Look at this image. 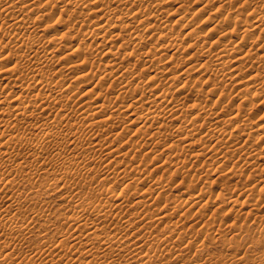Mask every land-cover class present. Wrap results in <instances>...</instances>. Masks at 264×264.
Returning a JSON list of instances; mask_svg holds the SVG:
<instances>
[{"label": "bare ground", "instance_id": "1", "mask_svg": "<svg viewBox=\"0 0 264 264\" xmlns=\"http://www.w3.org/2000/svg\"><path fill=\"white\" fill-rule=\"evenodd\" d=\"M51 1L54 2L56 0H48L47 2L45 1L43 5L45 6V3H47L46 7L47 6L50 7L47 8L45 7L44 9L38 8V7H42L43 5L41 4V6H38L40 4L36 2L38 3V5L36 4L37 6L35 7L36 8L35 9L32 8L31 6H28L31 5L33 0L32 1L31 0H0V79H1L0 80V202L5 199L4 200L5 203H3L4 205L2 206L1 205L2 203L0 204L1 207L0 208V264H23V263L24 264H155L154 262L156 261L158 254H156L155 257L153 258L151 251L152 249H154L153 246H151L152 242L155 239V237H153L154 232L150 230V232L148 231L149 233L146 232L148 233V235L146 233L142 235L141 233L142 231H140V233L136 235L135 229L138 228L140 230L141 228L144 229L145 227L148 228L147 225L151 224L153 221L155 223L160 222L161 224L162 220L165 219L166 217L165 213L167 212L164 213L162 212L163 210L161 209L162 211L156 213L157 215L155 217L152 216V218L154 217V220H150L152 219L150 218L151 216L149 215L146 216L147 214L145 215V213L148 212L150 208L153 210L154 206L156 205L153 206L152 205L153 203L151 204L145 201L144 200L145 198L140 199L141 198L140 196V198L138 199L135 198L136 200H134L133 203H130V205L141 204V207L140 205L139 206L137 205L138 207L141 208L140 209L141 211L139 213L132 214V211L128 212L127 210L126 211L124 210L126 209L125 208L126 201L127 202L129 201L127 200V197L132 195L130 194V192L128 193L130 195L124 192L127 185L125 186L124 190L121 188L123 190L122 191L120 188L118 189L115 188L114 186L111 187V185L110 187H107L105 185L107 181L104 182L105 184L103 183L105 186H103V184L102 185L99 184L100 182L96 183L99 184V186H93L92 184L94 182L92 183L91 181H89L92 183L90 184L88 183V181H86V179L88 177H91L93 178V179L90 178L91 180H95L101 177L102 179L108 180L111 176L120 179L121 182L127 180L129 181L130 179L133 180V182L134 180L135 181L138 180L136 184L139 183L140 180L141 182L143 181V183L144 182L146 183V181H144L147 180L145 176L142 177V175H138L137 177L136 175V177H134L135 174L134 176H130V173L132 171L134 172L137 169L136 165L134 166L133 165L134 163H132V161H129L131 163L129 164L126 163L127 164L126 165L122 161L124 159H120V158H125L124 156L127 157V155L132 151L138 150L137 148H134L136 144L137 145L142 144L141 142H138L132 145L131 141L135 142V140L130 139L129 137L130 135L129 136L125 135L124 132L128 131L130 125H136L135 128L133 127L134 129H132V131L134 130V133L131 134V138L132 135L133 137L134 136L136 137V135L137 136L140 135L141 138H143L142 136L146 137L149 135L148 137L154 140L153 144L151 143L152 146L149 144L150 145L149 154L152 153L153 151L154 152L158 151V149H156L158 145L162 147V143L163 142L165 143L169 135L173 137L176 136L177 138L180 137L178 139L183 144H185V146L188 147L189 150L193 146L197 145L194 143V141L195 142L197 141L199 144L200 143L206 144L207 141L214 142V144L207 145L211 151L213 150L212 152L217 151V147L219 145L223 146V143L225 144L226 141L228 140L230 141L231 139H235L237 137L238 138L242 137L243 135L245 136L247 133L250 134L251 132H253V134L255 133V137L254 136L253 137L256 140L258 139V141L261 140L263 142L262 138L264 137V115L263 117L261 116L259 123L256 125V129H254L253 128L254 124L252 125L251 124L252 122L249 123L250 118L241 119L240 118L241 114L238 112V111L241 112V108H243V105L246 104L247 101H249L247 100L249 97L241 99L242 101L239 102L236 106L238 108H235L237 109V113L232 112L230 116L226 118V120L223 119L226 123V126L223 125L220 126L222 124L221 117L219 116L220 113L224 110V108L229 109L231 107L232 108L235 107L236 102L234 101L235 99L234 100L228 99L230 97L229 95V93L231 92L230 89L228 95L226 93V95L229 97L224 95V93L227 91V90L225 91V88L228 87L230 84L228 85L225 84V80L223 79L224 83L218 86L219 84L217 83V79L219 80L220 76L216 79V81H215V77L224 73L226 68L228 70L227 65L229 64V60H232L233 63H235L234 61H238L236 64L249 62L246 65L247 69H252V70L255 69V70H253V72H251L244 78L240 77L239 80L237 79V81L235 78H233V81H235V83L234 82H233L234 84L232 83L233 87L232 86L229 87L234 88V86H237L235 87V89L237 88L236 90L242 91L243 93L244 92L251 93L252 96L254 95L256 96V98L260 97L261 100L263 99L261 103L264 102V43H263L264 41L262 38V35L264 34V0H237L236 1L237 3L233 2L235 0H231V2L229 1L230 4L232 2L234 4H240L239 9H241V11L242 9H245V13H242V17H239L240 15H238V12L240 10L237 8L238 7L237 6L235 8L238 9L239 11L236 10L237 12H235V14L237 13L238 16L233 14L232 12H229L231 11L229 9L226 15L221 16L220 14L223 11L222 10L219 14L220 16L218 15L219 17H217L218 19L217 20L215 19L216 22L213 21L214 18L212 20V17L209 16L210 18L208 17L209 18L208 20H210V22L212 20L213 22L211 23L214 22L215 23L212 25L213 26L212 28L210 27L208 29V32L216 33V31L219 30L218 35L213 36V34H211L213 37L210 40L205 39L206 34L205 35L201 34L207 32L206 29H205L206 31L204 30V32L200 31L201 33L199 31H196L195 29H190V30L188 29L189 30L188 33L185 31L186 34L182 36L183 39L185 37L187 39L189 37L190 39V41L187 42L188 45L187 50L196 49L195 52H191V50H190L191 53L189 51L188 53L186 52L187 56L184 55L186 59H183L184 58L183 56H182L183 58L181 59L179 53L178 55L180 56V58H178L179 56L177 57V55L175 56V53L177 51L181 50L182 48L186 49L187 47L185 46L186 47L185 48L184 45H182L181 42L183 40L179 41L178 37H177L178 39H176V36L174 37L175 34L172 27L173 25L171 26L172 27L171 29L170 27L167 26L168 23H166V25L163 24L161 25V22L160 24L155 23L160 21V19L158 21L154 19H158L160 18L161 15L164 14L161 11L162 10L165 11V9H163L162 7L161 9L159 7L161 6V2L163 0H58V2L59 1L64 2L65 6L61 5L57 9L56 6L58 5H56L55 3L56 6H53L54 3L52 2L53 3L52 5ZM169 1L172 2L171 0ZM180 1L179 3L177 1L178 10L176 11V9H174L175 12H177L176 14L177 19L175 20L173 18L174 20H172L171 23L173 24L176 23L175 25H177L178 23L182 22L184 24L186 23L185 25L189 26V23L193 21V19L190 20L186 18L187 15L190 13L189 12L188 14L185 13L186 6L185 3H183L185 0L182 1L181 3ZM207 1L208 2H205L203 7L200 6L201 7L200 9L196 10L197 8H195L194 10L200 11V13L198 12V14H201L202 11L206 9L204 7L208 6L207 3L209 4L212 0H207ZM219 1L221 2L222 0ZM227 1L228 0H225V2H223L224 5L221 2L222 5H220V7L217 6L218 9L216 8V11H218L220 8H223L228 3ZM233 3L231 5H234ZM159 8L161 9V11ZM224 8H228V6ZM230 8L232 9V6ZM214 13L216 14V12ZM56 14L60 15L61 19L64 16H67V18H69L70 21L71 19H73L74 21H72V24L73 23L74 24L73 27H71L72 25H70V28L73 29L74 27L77 26L76 29L78 31V27H79V31H78L79 33L82 30L80 26L84 25L85 27H87L85 24H87L88 22L95 23L97 26V28L95 27V29L98 31L92 29V31L91 32L89 31L88 33H90V39H91V34H93V39L91 41L96 40V42L98 43V44L96 43L97 47L93 48L95 42L94 43L90 42V44L86 43L85 38H84L85 40L83 41L85 43H83L82 42L83 38L78 33L80 38H82V40L79 39L81 42H78L75 46L73 45L71 48L70 46H68L69 48H67L66 43H68L69 45L72 44V41L75 42V40H78L74 38L76 37L75 34H73L74 32L71 33V31L70 30L68 31L67 28H66L67 32L65 31L66 34L64 33L63 35L62 33L61 37L54 38L53 36L51 37L52 39L50 38L48 40H45V38L43 39V36L40 33L38 34L40 30L38 31L37 29H39L38 27H41L40 25H38V21L39 22L43 21L42 19L46 21V18L48 19V16L52 17ZM171 14L173 15L175 13H171ZM211 14L213 15V13ZM244 14L246 15L244 16ZM60 16H58V18H60ZM67 18H63L64 19L63 22L64 21L66 22V20L69 21V19ZM250 18H252L251 24L249 23ZM150 19L154 20L155 22H149ZM252 30H255L257 33H255V35H252L251 34ZM124 35L125 36L127 35V37L124 38L123 37ZM180 36L181 34H179V37ZM222 38L224 40H222ZM261 38L263 42H261L260 40ZM71 39H75V40H71ZM164 39L166 40L164 41ZM47 41H52L55 45H53L52 48L48 49L46 46H48L50 42ZM147 41L148 42L151 41V43L149 42L148 45H146ZM46 43L48 44L46 45ZM65 46L66 49L69 50L68 51L65 50L64 52L62 51L61 48ZM57 50L59 51L61 50L63 52L61 54L58 51V53L62 55L61 59H65V62L61 63L60 65L58 64L59 65L58 67H54L56 60H58L57 57H60V56H56L58 55V53L55 54ZM168 50L169 52L174 51L172 52L173 54L171 53L167 57H163L162 59L161 56L164 54L163 51H168ZM181 51L183 53L185 50H181ZM234 52L236 53V55L233 54ZM231 54L233 55L232 56L233 58L230 57L231 58L230 59L229 56ZM97 57L98 58L105 57L104 59L106 60L102 62L104 60L103 59L101 62H98L99 61L98 59H97L98 61H96ZM128 59H132L134 61L128 62L126 64ZM175 59L176 60L179 59L178 60L179 62L180 60H184V61L187 60L186 63L188 61H190V63H193L194 59L196 61L194 65L192 64V66H189L186 69L182 68V70L176 72V70L178 69L177 68L173 72V68H176V66L178 65H180L179 67L183 65L181 64L183 61H181L180 64L178 61H175V63L173 64V61ZM157 60L160 61L157 62L158 64L156 63ZM161 61L163 63H161ZM140 62L143 64L136 71L135 69H137L138 63L140 64ZM255 64H258L257 67H255L256 66ZM238 66L236 67V69L238 68ZM238 69L241 70L242 68H238ZM77 70L80 71L78 74L76 72L77 74L76 76L75 75L70 76V74L74 73ZM144 70L148 72L150 71L151 73V75H148L146 78L148 79L147 82L144 81L140 76V72ZM192 70L194 71L192 72ZM97 71H101L102 73L99 74L98 76ZM195 72H198V74L202 73L203 75H205V78H207V79L203 78L205 83L206 82L211 83L209 89L206 90L204 88L206 91L204 90L202 91L201 87H200L201 90L200 89L197 90L202 93H206V96L208 95L210 97L218 95L217 96L218 98L216 97V100H214L215 99L214 98L210 106L200 105L199 103L200 100L197 101L199 104L193 101L192 104L190 103L191 107L188 109V111H190V109H193L192 111L195 110V112H193V114L188 116L187 118H183L182 115L183 112H185V110H183L182 113L181 110L183 109V106L188 107L190 104L186 106L184 103L185 101L182 102L183 99L180 100L179 98L180 96H182L181 95L182 93H186L185 92L186 89H188V91L183 96L188 95V93L190 94V89H192L191 87L192 84H190V82L195 81L196 79L198 80L200 78L199 77L195 79L194 77ZM168 74H172V76ZM95 76L96 78L94 81L93 79ZM179 77L182 78L181 83L179 82L181 86L179 85V83L177 86H174V81L179 79ZM202 77L200 79H202ZM236 77L238 78V76ZM91 79L93 80V83L91 84L92 86L90 85V83L92 82ZM164 80H167V83L163 84L162 81ZM74 81L75 84L73 83ZM195 82L197 83V81ZM220 82H222V80H220ZM147 83L148 84L152 83V84L149 85L148 87H145L147 86ZM80 87H84L85 92L81 90L83 94L79 98H76L77 97L76 93L80 89ZM172 87H175L174 91L172 90ZM111 89L114 90L116 89L117 94L114 93V95H112V97L107 98V100L98 102L100 99L99 97L101 95H104L105 92H110ZM114 90L113 92H115ZM217 91L220 92L218 93ZM177 93H180L179 97H177ZM89 95L91 96L88 97ZM86 96L88 97L89 100L91 99L92 96H95V98H99V99L97 102H94L95 99H93L92 97L93 99L92 102H91L92 99L90 101H87L88 99L85 101L84 98H86ZM183 96L181 98H184ZM242 96H240V98H242ZM192 99L190 100V102L192 101ZM251 99L252 98H250V100ZM194 100L196 101V98H194ZM93 102L94 104L92 106ZM124 102L126 103L123 104ZM144 105H148V106L145 108ZM251 105H254V103H252ZM143 107L144 110L141 111ZM216 107L218 108L216 109ZM138 108L141 109L138 111L137 110ZM185 109L187 110V108ZM218 109L219 110L221 109L222 111H219ZM125 111L128 112L130 111V114L129 113L128 114L132 116L129 120V124L128 122H126L127 126H123L125 123L124 121H127L126 119L123 120V116L126 115L124 114ZM137 111L141 113L138 114ZM253 113L254 112H252V114ZM246 114L248 113L246 112ZM120 123L121 124L123 123L122 125L123 127L121 128L122 130H120V132H118L117 134L115 133L116 135H114L113 130L115 129L116 126L117 127L118 125L121 126ZM208 123H210L209 126H206ZM130 128L132 127L130 126ZM162 129H164V131ZM116 130L117 129H115V131ZM148 130L151 131L148 132ZM103 131H105L106 133L113 132L112 134L116 137L115 138L116 141L121 140L122 147L126 146L125 144H127L128 146V143L131 142L132 148L129 146V148H131L130 150L129 149L127 150L126 147L124 148L126 150L124 149L121 150L120 146L116 144V146L118 145V147L113 149L111 145L115 143V142L113 143V141H115V139L113 140L114 136L111 134L113 137L112 141L109 142L104 141L105 138L104 140L101 139V137L104 135ZM100 133H102L103 135H100ZM129 134H130V130H129ZM99 135L101 136L100 138ZM122 136H124L125 139L122 138ZM108 139L111 138L108 137ZM179 140L176 141L178 142ZM61 142H63V144ZM174 142L175 140L173 141V143ZM238 142L236 141L235 143ZM173 143H171L172 147H174ZM246 143H244L245 146ZM177 144L179 145L180 143ZM207 146L205 149L203 148L204 151L208 149ZM228 146L230 145H226V148H228ZM231 146L229 148H231ZM234 146H235L234 149H237L236 145ZM204 151L199 152V154L197 152L196 153L197 156H194L195 159L193 161L207 162V160L204 159L201 160L199 157V155L200 156L204 155L201 154L204 153ZM115 152H117V154L114 155ZM246 152H247L246 154L248 155L250 153L249 156H251V151L248 153L247 150ZM134 153H135V157L132 156V158H134L135 160L139 159L136 158V151H134ZM254 153H256V151ZM69 154H71V156H69ZM238 156L239 155H237V157ZM156 157L155 159L159 160V158ZM223 157L221 156L220 159L222 160ZM184 158L187 159V157ZM205 158L207 159V157ZM211 158L212 157H209L208 159ZM251 158L253 159L252 156ZM186 159L183 160L185 161ZM243 159L245 158H240V160ZM96 160H98L99 162H103L101 163L103 166H101V164H98V166L94 165V162H96ZM162 160H165V158H163ZM184 161H182L183 164ZM186 161L188 163V159ZM190 162H192V160H190ZM246 162L247 163L243 161L244 164H249L248 161ZM163 163L166 164L167 159L166 161H163ZM163 163L160 164L162 165ZM201 163H202L201 166H203V162ZM193 164L194 163L188 165H192L193 167L194 166ZM161 165L160 166L157 165L156 168L159 167V169H161L160 168ZM182 165L181 167L183 168L185 165L184 166ZM140 168L137 169V171H139ZM191 168L190 170H193ZM52 170H54V172ZM51 171L54 173V175L53 177L51 176L52 178L50 179ZM154 171H156V169H154ZM207 171L208 170H206V172ZM140 172L141 171H139V173L137 172L136 174H140ZM173 173L175 172H172V174ZM175 175L177 174H174V176ZM188 176H190V174H188ZM192 176L195 177V174H192ZM196 177L198 178L199 176L197 175ZM115 178L114 181L116 180ZM197 178H195L196 181ZM160 179L161 180L158 179V182H156L157 180L155 178L154 182L156 183L154 184L151 183L150 185H148L149 189H147L148 187L145 188L148 197H149V193L152 192H157L158 195H163L162 193L166 189H169L166 188V186L163 184L162 178ZM171 179L173 178L171 177ZM168 180L169 179H167L166 181ZM192 180L193 179H191L190 181ZM42 181H45V183L49 182L51 184V187L54 189V190L52 189L53 191H55L56 189H57L56 191L59 192L62 191V193H60V196L64 200L62 204L63 203L66 204V208L68 209L67 212L63 213L62 210L61 213L63 214H60L58 212L59 215L57 213L56 216L54 215L52 216L51 212L48 211L46 212L45 209V207L49 205L50 202H47L45 200L46 201L45 203V201L43 200L42 202L35 201L34 203L36 197L38 198V196H41L43 194L41 193L42 191H40ZM159 181L160 182L162 181L163 185L159 183ZM113 183L108 182L107 185L108 184L113 185ZM117 183L120 185L119 182ZM184 183L186 184V182L183 181L182 185ZM166 184H168V182ZM22 185H26L27 188L24 197H21L22 194H20L21 190L19 189L20 186ZM69 185L71 186L70 189L71 191L67 190ZM48 186L47 188L49 189L50 187ZM120 186H122V184ZM187 187L188 186H185V188ZM195 187L196 186H193L192 188L188 187L189 192L187 193H185L186 189L183 188V190L185 191L184 196L187 195L186 199L188 200V203H191L196 207L199 206L200 209V205L201 206L203 204L208 205L209 200L206 198L208 201L204 202V196L207 193L204 194L203 192H200L199 189H197L199 191L197 193L199 194H196L197 190ZM198 187L199 186H197V188ZM130 188H134L131 186V182H130ZM202 188L203 186L201 187V189ZM10 190L11 192L10 194H8V191ZM73 190L76 192L74 193ZM140 190H138V192ZM46 191H44V193H48V195H50L53 192V191H48V192ZM49 192L51 193L49 194ZM140 192L142 193V191ZM194 193L196 195H194ZM166 194L168 195L167 192ZM48 195L47 197H49ZM173 195L175 194L173 193ZM169 196L171 197L172 194H170ZM151 197L150 199H152ZM163 197L160 196L161 198V201L159 200L160 202L165 200L162 199ZM174 197L175 196H173L171 200L175 201L176 200L175 198L177 197L175 198ZM180 199H182L181 195H180ZM180 199L179 201L183 203L186 202V199L184 201V197L182 200ZM209 199H211V196ZM111 200H115V201L111 202ZM25 203H30V205L31 203H33V205L34 204L35 205L32 207V209H30L28 214L26 213L27 215L25 216L24 221L20 222L18 216L20 211L22 210L21 208L24 205H27ZM165 203L168 204L169 202H167L166 200ZM179 207H182V204ZM202 207H201V211H202ZM167 208L168 207H166V209ZM171 209L173 208L171 207ZM201 211L199 212V214L201 213ZM133 215L135 219H138L137 222H140L139 224L141 225L135 226L136 221L134 223L135 219ZM167 215H169V213H167ZM182 215H186V214H182ZM131 217H133L132 219L134 220L131 221ZM236 218L238 217L236 216ZM58 224H61V228H58ZM173 226H175V224H173ZM174 228L176 229V227ZM37 229L38 231L42 230L45 233L48 231H52L54 234L55 232L58 235V237L54 238L53 235V239L48 238L47 240V237L45 239L44 234L42 235L40 234L41 236H39L40 237L39 242H32V240L29 239L28 235L36 231ZM165 230L167 231V229ZM245 230L248 231L250 229L246 228ZM163 233L166 234V232ZM174 233L176 232L174 231ZM237 234H239V232ZM157 235H159V233H157ZM133 236L134 237L136 236V238H134ZM164 237L165 236L163 235V238ZM183 238L184 237L180 238L182 239L180 241H183ZM258 238L260 239V237ZM167 239L161 242L159 245L157 244L155 245L157 246L164 245L165 247L166 243H168ZM236 239H235L236 242H234L235 244L237 243ZM259 239L257 240L259 241ZM156 241L158 242L159 238ZM169 243L171 244L170 240ZM255 243L257 242L255 241ZM262 243L260 244L262 247H264ZM157 246L155 248H157ZM160 248L162 249V247ZM159 249H157V252ZM18 250L22 252L21 257H23V262L20 261L21 257H19L18 259V256L16 255ZM175 250L176 248L174 249V251ZM171 253L173 252L171 251ZM258 254H255L257 256H254L256 257L254 258L255 262H251V263L264 264V257L258 256ZM83 255H85V257H83ZM161 256L163 255L162 254L159 255V259ZM180 257L182 256L180 255ZM232 257L234 258L236 256H232ZM14 258L18 259V261H15V263H14ZM162 258H166V257H162ZM233 258H231L232 261H234ZM242 259H244V257ZM249 259L251 258L249 257ZM249 261L248 263L246 261L245 262L249 264L250 263ZM233 263L240 264L241 261H236V263L235 262Z\"/></svg>", "mask_w": 264, "mask_h": 264}, {"label": "rangeland", "instance_id": "2", "mask_svg": "<svg viewBox=\"0 0 264 264\" xmlns=\"http://www.w3.org/2000/svg\"><path fill=\"white\" fill-rule=\"evenodd\" d=\"M32 1V0H31ZM43 1V2H42ZM47 2L48 0H33V2L32 3H34V4H32L31 3V5H28V6H31L32 8H35L37 5H38V3L40 4V5H38V6H41V4L43 5V3L44 2ZM57 2H58V0H56ZM56 1H51V3L53 2L54 3V5H53V3H52V5L53 6H56V5H58V6H56V9L58 8V7H60L61 5L63 6L65 3L64 2H56ZM164 1V2H163ZM162 2H161V6H159L160 8L162 7L163 9H165V11L164 10H162L161 11V9H160V11L162 12V13H164L163 15H161L160 16V18H158V19H154V18H152V19H154V20H159L160 19V21H158V22H155L154 20H151L150 19V21L149 22H155V23H159L160 24V22H161V25L163 24V25H166V23H168L167 24V26L168 27H170L171 29H172V27H173V31H174V37L176 36V39H178L179 41H182L181 43H182V45H184V47L186 46H188L187 45V42H189L190 41V39H189V37H188V39L185 37L184 39H183V37L182 36H184V34H186V32L188 33V31L190 30V29H195L196 31H201V32H204V30L206 29L207 30V32H208V29L211 27H213L212 25L216 22L215 21V19L217 20L218 18L217 17H219L220 15L222 16V15H226V13H228V9L229 10H231V11H229V12H232L233 14H235V12H237L236 10H238L239 9V5L240 4H234V3H237L236 1L237 0H235V1H233L232 3L234 4V5H231L230 4V2H231V0H228L227 2L230 4H226L224 7H227L228 6V8H220L218 11H216V8H217V6L218 7H220V5H222L223 4V2H225V0L222 2V4H221V2L219 1V0H212L209 4L207 3V5L208 6H206V7H204V8H206V9H204L203 11H202V13L201 14H198V12L200 13V11H196V10H198V9H200L201 7H203L204 6V4H205V2H208L207 0H205V1H203V0H196V2H195V0H177L178 1V3H179V1H180V3L182 2V1H184L183 3H185V6H186V11H185V13L186 14H188V12L190 13V14H188L187 15V17L186 18H188V19H193V21H191L190 23H189V26H187V25H185L184 23H182V22H180V23H178L177 25H175V24H173V23H171L172 22V20H176L177 19V12H175V10L174 9H176V11L178 10L177 9V7H178V3H177V1L175 0V1H173V0H171L172 2H170L169 0H163ZM214 1H215V3H214ZM230 1V2H229ZM36 2H38V3H36ZM91 2V1H90ZM55 3H56V5H55ZM176 3V4H175ZM37 4V5H36ZM46 4L47 3H45V6L43 5L42 7H38V8H45L46 7ZM224 5V4H223ZM65 6V5H64ZM201 6V7H200ZM232 6V9L230 8V7ZM238 6V7H237ZM47 7H50V6H47ZM46 7V8H47ZM235 7H237L238 9H236ZM242 7V6H241ZM240 7V8H241ZM195 8H197L196 10H194ZM36 9V8H35ZM55 9V10H56ZM158 9V8H157ZM218 9V8H217ZM152 10V9H151ZM154 10V9H153ZM223 10V11H222ZM226 10V11H225ZM240 10V11H239ZM238 11L239 12H241V13H239L238 12V15H240L239 17H242V13H245V9H242V11H241V9H239ZM193 11H194V13H193ZM222 11V12H221ZM170 12V13H169ZM195 12H197V13H195ZM214 12H216V14L214 13ZM218 12V13H217ZM220 12H221V14H220ZM225 14H224V13ZM169 13V14H168ZM171 13H175V14H171ZM211 13H213V15L211 14ZM159 14H160V12H159ZM193 14H194V16H193ZM209 14H211V15H209ZM220 14V15H219ZM176 15V16H175ZM190 15V16H189ZM219 15V16H218ZM235 15H237V13L235 14ZM237 15V16H238ZM246 14H244V16H245ZM32 16H34V15H32ZM58 16H60V15H54V16H48V19L46 18V21L44 20V19H42L43 21H38V25H40L41 27H38L39 29H37L38 31V34L40 33L42 36H43V39L45 38V40H48L49 38L50 39H52L51 37H53L54 36V38L56 37H61L62 35V33H63V35H64V33L66 34V32H67V30L69 31H71V33H73V34H75V36L76 37H74L75 39H78V40H75V39H71V40H75V42L74 41H72V44H69L68 45V43H66L67 45V48H69L68 46H70V48L74 45H76L78 42H81L79 39H81L82 40V38H83V40H82V42L85 40L86 41V43H89L90 44V42H95L94 43V46H93V44H92V46H93V48H95V47H97V45H96V40L95 41H91L92 39H93V34H91V39H90V33H88L89 31L91 32L92 31V29L93 30H96L95 29V27L97 28V26H96V24L95 23H87V24H85L87 27H85L84 25L83 26H80L81 27V32L79 33L78 31H79V27H78V31H77V26L76 27H74L73 29H71L70 28V25H72L71 27H73V24H72V21H74L73 19H71V21H70V19L69 18H67V16H64L63 18H67V19H69V21L68 20H66V22L64 21L63 22V18L61 19V16H60V18H58ZM212 17V20H213V18H214V20L213 21H215L214 23H211V22H213L212 20H211V22H210V20H208L210 17ZM162 17V18H161ZM209 17V18H208ZM174 18V19H173ZM252 18H250V24H251V22H252V20H251ZM62 20V21H61ZM204 20H205V22H204ZM162 21H164V22H162ZM184 22H186V21H184ZM92 24V25H91ZM169 24H170V26H169ZM184 26H183V25ZM173 25V26H172ZM174 25H175V27H174ZM68 26V27H67ZM172 26V27H171ZM183 26V27H182ZM41 28V29H40ZM66 28H67V30H66ZM68 28H70V29H68ZM189 29V30H188ZM218 29H219V27H218ZM88 30V31H87ZM205 30V31H206ZM221 30V29H220ZM250 30V29H249ZM44 31V32H43ZM66 31V32H65ZM96 31H98V30H96ZM186 31V32H185ZM253 31V32H252ZM251 31V34L252 35H255V33H257L255 30H252ZM87 33V34H84V33ZM200 32V33H201ZM205 32V33H201V34H203V35H205L206 34V38L205 39H208V40H210L213 36H216V35H218L219 33V30L218 31H216V33H210V32ZM77 33V34H76ZM78 33L81 35V37L82 38H80V36L78 35ZM46 34V35H45ZM177 34V35H176ZM179 34H181V36L179 37ZM210 34V35H209ZM211 34H213V36L211 35ZM47 36V37H46ZM88 36V37H87ZM77 37H79V38H77ZM124 38H126L127 37V35L125 36H123ZM122 37V38H123ZM178 37V38H177ZM182 37V38H181ZM209 37V38H208ZM42 38V37H41ZM47 38V39H46ZM53 38V39H54ZM85 38V39H84ZM262 38H263V41H264V34L262 35ZM262 38L260 39L261 40V42H263L262 41ZM153 40H155V39H153ZM166 39H164V41H165ZM222 40H224L223 38H222ZM47 42H50L49 44L48 43H46V45L48 44V46H46L48 49L49 48H52L53 47V45H55L52 41H47ZM150 43H151V41H149ZM148 41H147V44L146 45H148V43H149ZM260 42V41H259ZM75 43V44H74ZM83 43H85V42H83ZM116 43V42H115ZM264 43V42H263ZM98 44V43H97ZM50 45V46H49ZM96 45V46H95ZM66 46L65 47H63V48H61L62 49V51H64L65 52V50L66 51H68L69 49H66ZM185 47V48H186ZM188 49V47L186 48V49H181V50H185L183 53H182V51L181 50H179V51H177L176 53H175V56L177 55V57L180 55L181 56V59L184 57V55L185 56H187V54H186V52L188 53V51L190 52V50H191V52H195L196 51V49H190V50H187ZM187 50V51H186ZM58 51L59 50H57L56 51V53L55 54H57L58 53ZM61 50L59 51V53H63ZM172 52H174V51H170L169 52V50L168 51H163V53L165 54H163L162 56H161V58L163 59V57H167L169 54H171ZM190 52V53H191ZM199 52V51H198ZM58 53V55H56V56H60V57H57L58 58V60H56V63H55V65H54V67H58L61 63H63V62H65V59H61V56L62 55H60ZM178 53H179V55H178ZM173 54V53H172ZM234 55H236V53L234 52L233 53ZM101 56V55H100ZM180 56L178 57V58H180ZM183 56V57H182ZM233 55L231 54L230 56H229V58L230 57H232ZM99 57V56H98ZM96 58V61H98V62H101L105 57H100V58ZM176 57V58H177ZM233 58V57H232ZM98 59V60H97ZM166 59V58H165ZM183 59H186V57H184ZM202 59V58H201ZM231 59V58H230ZM60 60V61H59ZM64 60V61H63ZM106 59H104L102 62H104ZM134 60H135V58H134ZM134 60H132V59H128L127 60V62L126 61H124V62H126V64L128 63V62H133ZM179 60V59H178ZM178 60H174L173 61V64L175 63V61H178ZM181 61H183L182 63H181ZM186 61L187 60H180V62H179V64L181 63V64H183L181 67H179L180 65H178V66H176V68H173V72L175 71V69H177L176 70V72L177 71H179V70H182V68H184V69H186L187 67H189V66H192V64L194 65L195 64V59L193 60V63H190V61H188L189 62V65H188V62L186 63ZM232 60H229V64L227 65V67H228V70H227V68H226V70H225V74L224 73H222V74H220V75H218L217 77H215V81H216V79L219 77V80L217 79V83L219 84H217L218 86H220V85H222V83H224V80H225V84H230L229 86H232L233 87V85H232V83L234 82L235 83V81H233V78H235L236 79V81H237V79L239 80V78L240 77H246L248 74H250L251 72H253V70H255V69H247V64L249 63V62H243V63H241V64H236L238 61H234L235 63H233V61L231 62ZM157 62H160L159 60H157L156 61V63ZM258 62V61H257ZM161 63H163L162 61H161ZM245 63V64H244ZM57 64V65H56ZM59 64V65H58ZM143 63H141L140 62V64L138 63V66H137V69H135L136 71L138 70V68H140L141 67V65H142ZM158 64V63H157ZM160 64V63H159ZM185 64V65H184ZM196 64H197V62H196ZM235 64V65H234ZM239 65V66H238ZM256 66L255 67H257V65L258 64H255ZM238 66V68H242L241 70L240 69H236V67ZM242 66V67H241ZM245 66V67H244ZM180 68V69H179ZM248 68H249V66H248ZM183 69V70H184ZM246 69V70H245ZM80 70H81V68H80ZM80 70H77V71H75L74 73H72V74H70V76H76L78 73H79V71ZM233 70H235V71H233ZM240 70V71H239ZM251 70V71H250ZM194 70H192V72H193ZM238 71V72H237ZM76 72H77V74H76ZM191 72V73H192ZM102 72L101 71H97V75L99 76V74H101ZM171 73H172V71H171ZM242 73V74H241ZM153 74V73H152ZM202 74V73H201ZM200 73L198 74V72H195L194 73V77H195V79L196 78H201L202 77V75H201ZM148 75H151V73H150V71L148 72V71H141L140 72V76H141V78L144 80V81H146L147 82V80L148 79H146L147 78V76ZM168 75H170V76H172V74H168ZM201 75V76H200ZM222 75V76H221ZM238 76V78L236 77V76ZM144 76V77H143ZM169 76V77H170ZM223 76H225V77H223ZM223 77V78H222ZM228 77V78H227ZM95 78H96V76L94 77V81H95ZM199 78V79H200ZM203 78H205V75H203V77H202V79H193V80H195V81H197V83L195 82V81H191L190 82V84H192L191 85V87H192V89H190V94L188 93V95H186V96H183L184 94H186L187 93V91H188V89H186V93H182L181 95L184 97V98H181L182 96H180V93H177V97H179L180 96V100H182V102L183 101H185L184 103H185V105L186 106H188L190 103L192 104V102L194 101V102H196V103H198L197 101H199V103H200V105H208V106H210L211 104H212V102H213V99L214 100H216V97L218 96H206V93H202V92H200V91H198L197 89H200V87H201V89H202V91L204 90V91H206L207 89H209L210 88V85H211V83L209 82H206L205 83V81L203 80ZM231 78V79H230ZM205 79H207V78H205ZM224 79V80H223ZM234 79V80H235ZM1 80V79H0ZM93 80L91 79V83H90V85L93 83ZM220 80H222V82H220ZM177 81V82H176ZM176 81H174V86H177L178 85V83L180 82L181 83V81H182V78L181 77H179V79H177ZM230 81V82H229ZM212 82H214V81H212ZM227 82V83H226ZM74 84H75V81L73 82ZM148 83H150V82H148ZM147 83V86H145V87H148L149 85H151V84H148ZM162 83L163 84H165V83H167V80H164V81H162ZM176 83V84H175ZM179 83V85L181 86V84ZM233 83V84H234ZM88 86V85H87ZM92 86V85H91ZM209 86V87H208ZM226 87L225 88V93H224V95L225 96H227L228 95V93L230 92L229 91V89L231 90V92L229 93V95H230V97L229 96H227V97H229L228 99L229 100H234L236 103V105H235V107H231V108H229V109H227V108H224V110L222 111L221 109L219 110V111H222L221 113H220V117H221V125L220 126H226V123H225V121L223 120V119H225L226 120V118H228L229 116H230V114L232 113V112H235V113H237V109H235V108H238V107H236L237 106V104L239 103V102H241L242 100L241 99H243V98H248L247 100H249V101H247L246 102V104H244L243 105V108H241V112L240 111H238L241 115H240V118L241 119H243V118H247V119H249L250 118V120H249V123H251L252 125H253V128L254 129H256V125L259 123V120L261 119V116L263 117V113H264V102L263 103H261V101L263 100H261L260 99V97H257L256 98V96H252V94L251 93H246V92H242V91H239V90H236L235 89V87H237V86H234V88H232V87ZM144 87V88H145ZM208 87V88H207ZM217 87V86H216ZM83 88V89H82ZM206 90H205V89ZM148 89V88H147ZM174 89H175V87H172V90L174 91ZM200 89V90H201ZM233 89V90H232ZM81 90L82 91H84V87H80V89L77 91V93L78 92H81ZM113 90L114 89H111V94H110V92H105V94L104 95H101V96H103V97H99V98H95V96H92L93 97V99H95L94 100V102H97L98 101V99H99V101L98 102H102L103 100H107V98H109V97H112V95H114V93H116L117 94V90L115 89L114 91L115 92H113ZM149 90V89H148ZM218 90H219V88H218ZM105 91H107V90H105ZM239 91V92H238ZM85 92V91H84ZM104 92V91H103ZM198 92V93H197ZM218 92V91H217ZM220 92V91H219ZM218 92V93H219ZM237 92H238V94L240 95V96H242V98H240V96L237 94ZM242 92V93H241ZM76 93V98H79L83 93L81 92V93H78L77 94ZM217 93V94H218ZM226 93H227V95H226ZM237 94V95H236ZM247 96H245V95ZM249 94V95H248ZM79 95V96H78ZM96 95V94H95ZM107 95V96H106ZM251 95V96H250ZM91 95H89L88 97H90ZM175 96H176V94H175ZM234 96V97H233ZM88 97L86 96V98H84V100L86 101L87 99H88ZM92 97H91V99H92ZM207 97V98H206ZM213 97V98H212ZM226 97V98H227ZM232 97V98H231ZM237 97V98H236ZM83 98V97H82ZM106 98V99H105ZM193 98V99H192ZM194 98H196V101L194 100ZM197 98H198V100H197ZM208 98H210V99H208ZM218 98V97H217ZM250 98H252L251 100H250ZM258 98H259V100H258ZM90 99V100H91ZM93 99L91 100V102L93 101ZM192 99V101L190 102V100ZM206 99V100H205ZM207 99H208V102H207ZM236 99H238V100H236ZM89 99L87 100V101H90ZM227 100V99H226ZM205 101V102H204ZM94 102L92 103V106H93V104H94ZM127 102V101H126ZM126 102H124L123 104H125ZM202 102V103H201ZM249 102V103H248ZM251 102V103H250ZM260 102V103H259ZM187 103V104H186ZM198 103V104H199ZM204 103H207V104H204ZM252 103H254V105H251ZM256 103V104H255ZM191 104L188 106V107H185V106H183V109L181 110V113H182V111L183 110H185V112H183V118H187L188 116H190V115H192L193 114V112H195V110L194 111H192L193 109H190V111H188V109L191 107ZM262 104V105H261ZM225 105H226V103H225ZM148 105H144V107L146 108ZM255 106V107H254ZM144 107L141 109V108H138L137 110L139 111L140 109H141V111H143L144 110ZM185 108H187V110L185 109ZM218 107H216V109H217ZM251 108H253V109H251ZM243 109V110H242ZM250 111H249V110ZM252 110V111H251ZM137 111V113L139 114V113H141V112H138ZM246 112L248 113V114H246ZM252 112H254L253 114H252ZM130 114V111L128 112V111H125V113L124 114H126V115H124L123 113V120L124 119H126L127 121H124L123 123H124V125H123V123L121 124V126L120 125H118V127L116 126L115 127V129H117L116 131H115V129L113 130V132H114V135H116L118 132H120V130H122L121 128L123 127V126H127V123L126 122H128V124H129V120H130V118L132 117L131 115H129ZM262 113V114H261ZM127 114H128V116H127ZM229 114V115H228ZM126 116V117H125ZM130 116V117H129ZM227 116V117H226ZM190 118V117H189ZM256 120H257V122H256ZM224 121V122H223ZM255 121V122H254ZM254 122V123H253ZM209 124L210 123H208L206 126H209ZM123 125V126H122ZM130 126L132 127V128H130ZM129 126V128H128V131H126V132H124L125 133V135H127V136H129L130 137V139H132V140H135V142L134 141H131L132 142V145L135 143H138V142H141L142 144H136L135 146H134V148H137L138 150H134V151H136V158H139V159H137V160H135L134 158H132V156H134L135 157V153H134V151H132L131 153H129L128 155H127V157L126 156H124L125 158H120V159H124V160H122L125 164L126 163H131V162H129V161H132V163H134L133 165L135 166L136 165V168L137 169H139L140 167L142 168H140V170L139 171H141L140 172V174H136L137 172L139 173V171H137V169L133 172H131L130 173V176H134V174H135V176L134 177H136V175H137V177H138V175H142V177L143 176H145L146 177V179L147 180H144V181H146V183L144 182L143 183V181L141 182V180L139 181V183H137L136 184V182H138V180H134V182H133V180H130L129 179V181L127 180V181H120V179H117V178H115V177H111L110 176V178L108 179V180H110L112 183L113 182H115V183H113V185L112 184H108L107 185V183L109 182V183H111L110 181H108V180H106V179H102L101 177L100 178H98V179H95V180H91V179H93V178H91V177H88L87 179H86V181H88V183H90V184H92L93 182V186H99V184H103L105 181H107L106 182V186L107 187H110V185H111V187L112 186H114L115 188H122L123 190L125 189V186H126V189L124 190V192H126L127 194L130 192V194H132V195H130V194H128V195H130V196H128L127 197V200H129L128 202L126 201V205H125V208L126 209H124L125 211L127 210L128 212H131L132 211V214L134 213V214H136V213H139L141 210V204H131L130 205V203H133L134 202V200H136L135 198H140V196H141V198L140 199H144L145 201H147V202H149V203H153L152 205L154 206V205H156V206H154V209L152 210L151 208H150V210L148 211V212H146L145 213V215L146 216H151L150 218H152V216H156L157 214L156 213H159L160 211H162V212H167V213H169V215H167V213H165L166 214V217H165V219H163L162 220V223L160 224V222L159 223H155L154 221L151 223V224H148L147 226H148V228L147 227H145V229L144 228H141L140 230L137 228V229H135V234L136 235H138L139 233H140V231H142L141 233H142V235L144 234V233H146V232H150V230L151 231H153L152 233H153V237H155V239H154V241L152 242V244H151V246H153V248L154 249H152L151 251H152V257L154 258L155 257V255L156 254H158L157 255V258H156V261L154 262L155 264L156 263H158V264H164V261H165V264H234L233 262H235L236 263V261H241V263L242 264H247L248 263V261L251 263V262H255V259L254 258H256V257H254V256H257V255H255V254H258V256H263L264 257V254H262V253H264V247H262L261 246V244L260 243H264V233H263V231H264V137L262 138V140H263V142L261 141V140H259L258 141V139L256 140L254 137H255V133L253 134V132H251L250 134H246L245 136L243 135L242 137H237L238 138V140H237V138H235V139H231L230 141L228 140V141H226L225 142V144L226 145H232L231 146V148H229L230 146H228V148H226V145L223 143V146L222 145H219L218 147H217V151H214V152H212L211 150H210V148L207 146V145H209V144H214V142H209V141H207L206 142V144L204 143H198L197 141V143L194 141V143L195 144H197V145H195V146H193L192 148H190V150H189V148L188 147H186L185 146V144H183L178 138H180V137H173V136H170L169 135V137H167V139H166V141H165V143L163 142L162 143V147L161 146H159L158 145V147L156 148V149H158V151H156V152H152V153H150L149 154V149H150V145L152 146V144H153V142H154V140L153 139H150L148 136H142L143 138H145V139H143V138H141V136L140 135H136V137L134 136L133 137V135H132V138H131V134H133L134 133V130L132 131V129H134L135 128V126L136 125H130ZM134 127V128H133ZM119 130V131H118ZM129 130H130V134H129ZM163 131H164V129H162ZM166 130H167V128H166ZM151 131V130H150ZM149 130H148V132H150ZM113 132H109L110 133V135L113 133ZM168 132V131H167ZM109 133H106L105 131H103V134L102 133H100V135H103L102 137L99 135V138L101 137V139H103L104 140V138H105V140L104 141H112V135H111V137H110V135H109ZM116 133V134H115ZM107 135H109V136H107ZM113 135V136H114ZM124 135V134H123ZM251 135H252V137H251ZM126 136V137H127ZM254 136V137H253ZM107 137V138H106ZM108 137L109 138H111V139H108ZM140 137V138H139ZM172 137V138H171ZM116 137L114 136V138H113V140L115 139ZM122 138H124V136H122ZM134 138V139H133ZM146 138H148V139H146ZM125 139V138H124ZM137 139V140H136ZM140 139H142V140H140ZM151 141H150V140ZM259 139H261V138H259ZM83 140V139H82ZM117 140H120V139H117ZM153 140V141H152ZM175 140V142L173 143V141ZM176 140H179L178 142L176 141ZM235 140V141H234ZM248 140V141H247ZM238 142V143H235V142ZM240 141H241V143H240ZM251 141V142H250ZM254 141H256V142H254ZM115 142V143H114ZM119 142V143H118ZM131 142L130 143H128V146H127V144H125L126 146H123L122 147V142H121V140L120 141H116V139H115V141H113V143L115 144H113V145H111L112 146V148L114 149V148H116V147H118V145L120 146V148H121V150H123L125 147H126V149L128 150H130L132 147V145H131ZM223 142V141H222ZM247 142V143H246ZM260 142V143H259ZM62 144H63V142H61ZM120 143H121V145H120ZM152 143V144H151ZM171 143H173V146L174 147H172V144ZM177 143H180L179 145L177 144ZM221 143V142H220ZM219 143V144H220ZM244 143H246V146H245V144ZM250 143V144H249ZM65 144V143H64ZM116 144H118L117 146H116ZM146 144V145H145ZM148 144V145H147ZM150 144V145H149ZM164 144V145H163ZM161 145V144H160ZM170 145V146H169ZM178 145V146H177ZM205 145V146H204ZM234 145H236V147H237V149H234L235 148V146ZM243 146V147H241V146ZM249 145H250V147H249ZM129 146L131 147V148H129ZM178 148H177V147ZM180 146V147H179ZM184 146V147H183ZM206 146H207V148L208 149H206L205 151H204V149L206 148ZM221 146V147H220ZM225 146V147H224ZM240 146V147H239ZM139 147H141V148H139ZM160 147V148H159ZM169 147V148H168ZM184 149H183V148ZM239 147V148H238ZM254 147H256V148H254ZM180 148V149H179ZM202 148V149H201ZM204 148V149H203ZM219 148H221V149H219ZM226 148V149H225ZM241 148H243V149H241ZM248 148V149H247ZM253 150H252V149ZM126 149H124V150H126ZM177 149V150H176ZM183 149V150H182ZM194 149V150H193ZM201 149V150H200ZM230 149H232V150H230ZM239 149V150H238ZM241 149V150H240ZM257 149V150H256ZM133 150V149H132ZM148 150V151H147ZM192 150V151H191ZM209 150V151H208ZM228 150V151H227ZM243 150V151H242ZM248 150V153L251 151V156L253 157V159L251 158V156H249L250 155V153H249V155L248 154H246L247 152L246 151ZM139 151H140V154H139ZM146 151H147V153H146ZM204 151V153H201V154H204V155H202V156H200L199 155V157H200V159L202 160V159H204V160H207V162H204V161H201V162H203V166H201L202 165V163L201 162H197V161H193L195 158H194V156H197L196 155V153L198 152V154H199V152H203ZM221 151H222V153H221ZM224 151H226V152H224ZM232 151V152H231ZM235 153H234V152ZM240 151H242V152H240ZM256 151V153H254ZM163 154H162V153ZM230 152V153H229ZM245 152V153H244ZM193 153V154H192ZM219 153V154H218ZM221 153V154H220ZM233 155H232V154ZM115 154H117V152H115L114 153V155ZM134 154V155H133ZM147 154V155H146ZM154 154V155H153ZM162 154V155H161ZM222 154H224V155H222ZM236 154V155H235ZM146 157H145V156ZM150 155V156H149ZM159 157H158V156ZM170 157H172V158H170ZM209 155V156H208ZM237 155H239L238 157H237ZM254 155V156H253ZM69 156H71V154H69ZM68 156V157H69ZM143 156V157H142ZM157 156V157H156ZM221 156L223 157L222 158V160L220 159L221 158ZM236 156V157H235ZM244 156V157H243ZM257 156V157H256ZM105 157V156H104ZM106 157H108V156H106ZM113 157V156H112ZM155 157L156 158H159V160H156L155 159ZM167 157V158H166ZM168 157H169V159H168ZM177 157V158H176ZM184 157H187V159H188V163H187V159L186 158H184ZM205 157H207V159L205 158ZM209 157H212L211 159H208ZM250 157V158H249ZM257 159H256V158ZM130 158V159H129ZM145 158V159H144ZM148 158V159H147ZM163 158H165V160H162ZM240 158H245V159H243V160H240ZM246 158H248V159H246ZM263 158V159H262ZM120 159H118V160H120ZM154 159V160H153ZM166 159H167V163L166 164H164L163 163V161H166ZM179 159V160H178ZM184 161L183 159H186L185 161H184V164H183V162L181 161ZM127 162H126V161ZM156 160V161H155ZM176 160V161H175ZM178 160V161H177ZM190 160H192V162H190ZM215 160V161H214ZM225 160V161H224ZM227 160V161H226ZM136 161H138V162H136ZM150 161V162H149ZM154 161V162H153ZM200 161V160H199ZM235 161V162H234ZM243 161L245 162V163H247L246 161H248L249 162V164H244L243 163ZM253 161V162H252ZM149 162V163H148ZM154 163V164H152V163ZM170 162V163H169ZM177 162V163H176ZM179 162V163H178ZM181 162V163H180ZM197 162V163H196ZM220 162V163H219ZM223 162V163H222ZM237 162H238V164H237ZM257 162V163H256ZM101 163H103V162H99L98 160H96V162H94V165H96V166H98V164H101ZM140 163V164H139ZM160 163H163L162 165L160 164ZM175 163H176V165H175ZM186 163H187V165H186ZM192 163H194L193 165V167H192V165H188V164H192ZM206 163V164H205ZM250 163H251V165H250ZM139 164V165H138ZM148 164V165H147ZM161 165V169H159V167H157L156 168V166L158 165V166H160ZM183 164V165H182ZM127 165V164H126ZM180 165V166H179ZM181 165L182 166H184L183 168L185 169L186 167H188V168H186L185 170L181 167ZM220 165H223V166H220ZM242 165H244V166H242ZM101 166H103L102 164H101ZM137 166H139V167H137ZM175 166H178V167H175ZM259 166V167H258ZM192 167V168H191ZM262 167V168H261ZM144 168V169H143ZM190 168L191 169H193V170H190ZM217 168V169H216ZM231 168V169H230ZM259 168H261L262 169V171H261V169H259ZM148 169V170H147ZM151 169V170H150ZM154 169H156V171H154ZM182 169V170H181ZM198 169V170H197ZM154 172H153V171ZM169 170V171H168ZM174 170V171H173ZM177 170H180V171H177ZM184 170V171H183ZM189 170H190V172H189ZM206 170H208L207 172H206ZM53 172H54V170H52ZM50 172V179L53 177V175H54V173L53 172ZM148 171V172H147ZM154 173V175H153V173ZM203 171V172H202ZM229 173H228V172ZM150 172V173H149ZM165 172H167V173H165ZM170 172V173H169ZM172 172H175V173H173L172 174ZM177 172V173H176ZM183 172V173H182ZM184 172H186V173H188V174H190V176H188V174H186V173H184ZM196 172V173H195ZM200 173V175H199V173ZM231 172V173H230ZM133 173V174H132ZM142 173V174H141ZM148 175H147V174ZM202 173V174H201ZM225 173V174H224ZM227 173V174H226ZM248 173V174H247ZM251 173V174H250ZM254 173V174H253ZM132 174V175H131ZM151 174V175H150ZM159 174V175H158ZM174 174H177V175H175L174 176ZM192 174H195V177H193L192 176ZM207 174V175H206ZM150 175V176H149ZM171 175V176H170ZM199 176L198 178H200V179H198L196 176ZM225 175V176H224ZM52 176V177H51ZM148 176H149V178H148ZM224 176V177H223ZM227 176V177H226ZM231 176V177H230ZM249 176V177H248ZM154 177V178H153ZM162 178V181H163V184L166 186V188H169V189H166L165 191L168 193V195L166 194V192L164 191L162 194L163 195H158L157 194V192H152V193H149V197H148V194H147V191H145V188L146 187H148L147 189H149V186L148 185H150L151 183L152 184H154V183H156V182H158V179L159 180H161L160 178ZM170 177V178H169ZM171 177L173 178V179H171ZM190 177V178H189ZM193 177V178H192ZM230 179H229V178ZM91 178V179H90ZM114 178L116 179L115 181H114ZM155 178H156V182H154L155 181ZM188 178V179H187ZM195 178H197V181L195 180ZM89 179V180H88ZM113 179V180H112ZM153 179V180H152ZM166 181L167 179H169L168 181H166V183L168 182V184H166L165 183V181ZM171 179V180H170ZM187 179V180H186ZM191 179H193L192 181H190ZM262 179V180H261ZM100 180H102V181H100ZM118 180V181H117ZM149 180V181H148ZM256 180V181H255ZM263 182H261V181ZM89 181H91V182H89ZM162 181L160 182L159 181V183H161L162 184ZM180 181H185L186 182V184H185V186H188L189 188H192L193 186H196L195 188H196V190L197 189H199V191L200 192H203L204 194L205 193H207V194H205V196H204V202L206 201H208V205H200V209H199V206H195V205H192L191 203H188V200L186 199V197H187V195L186 196H184L185 194H184V190H183V188L184 189H186V192L185 193H187V192H189V188L187 187V188H185V186H184V184L182 185V182H180V184H179V182ZM189 181H190V183H189ZM194 181H195V183H194ZM259 181V182H258ZM45 183V181H42L41 183H42V185H41V190L40 191H42L41 193H43L41 196H38V198L36 197V200H34V203H35V201L36 202H39V201H47V202H50L49 203V205H47L46 207H45V209H46V212L48 211V212H51V215L53 216H56L57 215V213L59 212L60 214H63V213H65V212H67L68 211V209L66 208V204L65 203H63L62 204V202L64 201L62 198H61V196H60V193H62V191H53L54 189L51 187V184L49 183V182H46L45 184L48 186V187H50L49 189L47 188V186L44 184ZM99 183V184H96V183ZM117 182H119L120 183V185L122 184V186H120ZM127 182V183H126ZM130 182H131V186L132 187H136L135 189L134 188H130ZM191 182H193V183H191ZM197 182V183H196ZM47 183H49V184H47ZM123 183H124V185H123ZM176 183V184H175ZM188 183V184H187ZM257 183H258V185H257ZM103 184V186H105ZM116 184H118V185H116ZM146 184V185H145ZM162 184V185H163ZM170 184V185H169ZM178 184V185H177ZM191 184H193V185H190ZM199 184V185H198ZM254 184V185H253ZM100 185V186H101ZM116 185V186H115ZM136 185V186H135ZM168 185V186H167ZM182 185V186H181ZM249 185V186H248ZM119 186V187H118ZM138 186V187H137ZM197 186H199L198 188H197ZM203 186V188L201 189V187ZM46 187V188H45ZM70 187V188H69ZM69 187L67 188V190H69V191H71L70 189H71V186L69 185ZM174 187V188H173ZM179 187V188H178ZM182 187V188H181ZM42 188H45V189H42ZM139 188V189H138ZM140 188H141V190H140ZM172 188V189H171ZM20 190H21V193L20 194H22L21 195V197H24V194H25V191L27 190V188H26V185H22V186H20V188H19ZM53 189V190H52ZM72 189H74V188H72ZM121 189V190H122ZM128 189H130V190H128ZM144 189V190H143ZM47 190V191H46ZM122 190V191H123ZM128 192H127V191ZM132 190V191H131ZM134 190V191H133ZM138 190H140V191H142V193L139 191L138 192ZM195 190V191H196ZM203 190H207L206 192L205 191H203ZM253 190V191H252ZM44 191H46V192H48V191H53V192H55V193H51V192H49V194L50 195H48V193H44ZM137 191V192H136ZM144 191V192H143ZM169 191V192H168ZM198 190L196 191V194H199V193H197V192H199ZM10 192H11V190L10 191H8V194H10ZM73 192L75 193L76 191H74L73 190ZM220 192V193H219ZM251 192H252V194H251ZM139 193V194H138ZM155 193V194H154ZM173 193L175 194V195H173ZM176 193H178V194H176ZM232 193V194H231ZM136 194V195H135ZM141 194H145L144 195V197H143V195H141ZM147 194V195H146ZM152 194V195H151ZM154 194V195H153ZM165 194V195H164ZM170 194H172V196L170 197L169 195ZM195 193H194V195H196ZM231 194V195H230ZM46 195V196H45ZM47 195L49 196V197H47ZM152 197H151V196ZM179 195V196H178ZM180 195L182 196V199H183V197H184V201H185V199H186V202H181V201H179V199H180ZM60 196V197H59ZM135 196V197H134ZM146 196V197H145ZM160 196H164L162 199L164 200V201H162V202H160L161 201V198H160ZM173 196H175V197H177V198H175L176 200L174 201V200H171L172 198H173ZM210 196H211V199H209L210 198ZM42 199H40V198ZM85 197V196H84ZM83 197V198H84ZM148 197V198H147ZM150 197L152 198V199H150ZM156 197V198H155ZM46 198V199H45ZM49 198H50V200H49ZM130 198V199H129ZM132 198V199H131ZM167 198V199H166ZM169 198V199H168ZM208 200H207V199ZM232 198V199H231ZM182 199H180V200H182ZM5 200V199H4ZM1 201L0 202V204L3 206L4 204L3 203H5V201ZM52 200V201H51ZM56 200V201H55ZM132 202H131V201ZM148 200H150V201H148ZM156 200V201H155ZM160 200V201H159ZM167 200V202H169L168 204L167 203H165V201ZM232 200V201H231ZM237 200V201H236ZM239 200V201H238ZM46 201H45V203H46ZM115 200H111V202H114ZM153 201V202H152ZM158 201H159V203H158ZM172 201V202H171ZM176 201H178V202H176ZM156 202H157V204H156ZM174 202H175V204H174ZM235 204H234V203ZM52 203V204H51ZM129 203V204H128ZM182 204V207H179L181 204ZM25 204H27V205H24L21 209V211H20V213H19V221L21 222V221H24V219H25V216L29 213V211H30V209H32V207L35 205H33V203H31V205H30V203H25ZM48 204V203H47ZM60 204V205H59ZM160 204H162V205H160ZM174 205V207H173V205ZM178 204V205H177ZM190 205V206H188V205ZM206 204V203H205ZM255 204V205H254ZM65 205V206H64ZM130 205V206H129ZM140 205V207H138V206ZM168 205V206H167ZM170 205H172V206H170ZM175 205H177V206H175ZM185 205V206H184ZM186 205H187V207H186ZM248 205V206H247ZM251 205V206H250ZM27 206V207H26ZM31 206V207H30ZM50 206V207H49ZM129 206V207H128ZM184 206V207H183ZM257 206V207H256ZM59 207V208H58ZM161 207V208H160ZM166 207H168L167 209H166ZM171 207L173 208V209H171ZM201 207H202V211H201ZM257 209H256V208ZM1 208V207H0ZM49 208V209H48ZM134 208V209H133ZM136 208V209H135ZM175 208V209H174ZM194 208V209H193ZM232 208V209H231ZM66 209V210H65ZM137 209H139V210H137ZM162 209V210H161ZM169 209V210H168ZM180 209V210H179ZM183 209V210H182ZM191 209V210H190ZM251 209V210H250ZM25 210V211H24ZM51 210V211H50ZM63 210V213H61V211ZM158 210V211H157ZM166 210V211H165ZM172 210H174V211H172ZM214 210V211H213ZM135 211V212H134ZM138 211V212H137ZM197 211V212H196ZM201 211V213L199 214V212ZM178 212H179V214L181 215H179L178 214ZM184 212V213H183ZM188 212V213H187ZM247 212V213H246ZM25 213V214H24ZM27 213V214H26ZM53 213V214H52ZM59 213H58V215H59ZM152 213V214H151ZM171 213V214H170ZM176 215H175V214ZM182 214H186V215H189V216H186V215H182ZM251 214V215H250ZM171 215V216H170ZM179 215V216H178ZM132 216V215H131ZM169 216H170V218H169ZM184 216V217H183ZM236 216L238 217V218H236ZM241 216V217H240ZM259 216V217H258ZM21 217V218H20ZM133 217H134V215H133ZM133 217H131V221L132 220H134L135 219V217H134V219H132ZM154 217L152 218V219H150V220H154ZM137 218V217H136ZM241 218V219H240ZM255 218H258V219H255ZM21 219H23V220H21ZM170 221H168V220ZM182 221H181V220ZM229 219V220H228ZM180 222H179V221ZM185 220V221H184ZM135 221H136V223H135ZM138 221V219H135L134 220V223H135V226L136 225H141V224H139L140 222H137ZM163 221H166V222H163ZM245 221V222H244ZM184 222V223H183ZM238 222V223H237ZM163 223H164V225H163ZM231 223H232V225H231ZM21 224V223H20ZM154 224V225H153ZM160 225V226H158V225ZM169 224V225H168ZM173 224H175V226H173ZM237 224V225H236ZM245 224V225H244ZM59 225H60V227H59ZM150 225H152V226H150ZM172 225V226H171ZM221 225V226H220ZM230 225V226H229ZM243 225V226H242ZM247 225V226H246ZM253 225V226H252ZM258 225V226H257ZM158 226V227H157ZM170 226V227H169ZM240 228H239V227ZM150 227H151V229H150ZM168 227H169V229H168ZM174 227H176V229L174 228ZM226 227V228H225ZM234 227V228H233ZM242 227V228H241ZM246 229H250V230H245L244 228ZM249 227V228H248ZM255 227V228H254ZM259 227V228H258ZM262 227H263V229H262ZM58 228H61V224H58ZM153 228H155V229H153ZM159 228V229H158ZM174 228V229H173ZM238 228H239V231H238ZM258 228V229H257ZM147 229V230H146ZM157 229V230H156ZM165 229H167V231L165 230ZM176 232V233H174V231ZM242 229V230H241ZM244 229V230H243ZM263 231H262V230ZM145 232H144V231ZM172 232H171V231ZM208 230V231H207ZM210 230V231H209ZM235 230V231H234ZM253 230V231H252ZM158 231H160V232H158ZM170 231V232H169ZM178 231H180V232H178ZM240 231H242V232H240ZM245 231V232H244ZM256 231V232H255ZM258 231V232H257ZM260 231V232H259ZM148 232V233H149ZM156 232V233H155ZM163 232H166V234L165 233H163ZM231 232V233H230ZM236 232V233H235ZM239 232V234H237ZM247 232V233H246ZM251 234H250V233ZM148 233H146L147 235H148ZM157 233H159V235H157ZM169 233H170V235H171V238H170V235H169ZM211 233V234H210ZM220 233V234H219ZM241 233H243V234H241ZM249 233V234H248ZM259 233V234H258ZM262 233V234H261ZM42 234H44L45 235V239H46V237H47V240H48V238L49 239H53V235H54V238H56V237H58V235L54 232V234H53V232L52 231H48V232H44V231H42V230H40V231H38V229L36 230V231H34V232H32L31 234H29L28 236H29V239L30 240H32V242H39V240H40V237L39 236H41ZM179 234V235H178ZM231 234V235H230ZM243 235V236H241V235ZM256 236H255V235ZM158 237H157V236ZM163 235L165 236L164 238H163ZM169 235V236H168ZM178 235V236H177ZM184 235V236H183ZM210 235H211V237H210ZM213 235V236H212ZM248 235V236H247ZM252 235V236H251ZM261 235H262V238H261ZM162 236V237H161ZM222 236V237H221ZM51 237V238H50ZM134 237V236H133ZM182 237H184L183 238V241H180V240H182V239H180V238H182ZM210 237V238H209ZM230 237V238H229ZM236 237H237V239H236ZM256 237V238H255ZM258 237H260V239L258 238ZM134 238H136V236L134 237ZM158 238H159V241L157 242L156 240H158ZM161 238V239H160ZM167 238H169V239H167ZM175 238V239H174ZM167 239V241H168V243H166V245H165V247H164V245H162V246H157V245H159L161 242H163V241H165ZM227 239V240H226ZM235 239L237 240V243L235 244L234 242H236L235 241ZM238 239H240V240H238ZM254 239H255V241L257 242V243H255V241H254ZM257 239H259V241L257 240ZM34 240V241H33ZM133 240H135V239H133ZM162 240V241H161ZM169 240L171 241V244L169 243ZM173 240V241H172ZM189 240V241H188ZM226 240V241H225ZM232 240H233V242H232ZM248 240V241H247ZM251 240V241H250ZM185 241V242H184ZM231 241V242H230ZM252 241H254V242H252ZM262 241V242H261ZM132 242V241H131ZM157 242V243H156ZM177 242V243H176ZM253 244V243H255V244H251V243ZM239 243H240V245H239ZM249 243V244H248ZM262 243V245H264ZM155 244H157V245H155ZM169 244V245H168ZM174 244V245H173ZM195 244H196V246H195ZM233 244H235V245H233ZM245 244V245H244ZM253 246H251V245ZM257 244V245H256ZM155 245V246H154ZM172 245V246H171ZM231 245V246H230ZM236 245H238V246H236ZM157 246V248H155ZM180 246V247H179ZM182 246V247H181ZM191 246V247H190ZM193 246V247H192ZM232 246H235V247H232ZM160 247H162V249L160 248ZM165 249H164V248ZM239 247V248H238ZM252 247V248H251ZM255 247V248H254ZM261 247V248H260ZM160 248V249H159ZM176 248V250L174 251V249ZM179 250H178V249ZM237 248V249H236ZM251 248V249H250ZM146 249V248H145ZM156 249V250H155ZM157 249H159L158 250V252H157ZM167 249V250H166ZM181 249V250H180ZM235 249V250H234ZM253 249V250H252ZM259 249H260V251H259ZM164 250V251H163ZM173 252V253H171V251ZM179 252H178V251ZM237 250V251H236ZM246 250V251H245ZM252 252H250V251ZM257 251V252H255V251ZM154 251V252H153ZM170 251V252H169ZM178 253H177V252ZM234 251H235V253H234ZM157 252V253H156ZM174 252H175V254H177V255H175L174 254ZM182 252V253H181ZM237 252V253H236ZM243 252V253H242ZM245 252V253H244ZM249 252H250V254L252 255V257H253V259H252V257H251V255L249 254ZM253 252H254V254H253ZM155 253V254H154ZM163 255V256H161L160 257V259H159V255H161V254ZM150 254H151V252H150ZM167 254H168V256H167ZM173 254V255H172ZM244 256H243V255ZM248 254H249V256H248ZM260 254H262V255H260ZM17 256H18V259H19V257H21L22 256V252L21 251H19L18 250V252H17V254H16ZM165 255V256H164ZM180 255L182 256V257H180ZM241 255H242V257H241ZM173 256V257H172ZM174 256H175V258H174ZM176 256H177V259H176ZM220 256V257H219ZM227 256V257H226ZM230 256V257H229ZM232 256H236V257H232ZM238 256V257H237ZM83 257H85V255H83ZM162 257H166V258H162ZM169 257V258H168ZM244 257V259H242ZM246 257V258H245ZM249 257L251 258V259H249ZM231 258H233V260L234 261H232V259ZM18 259L17 258H14V263H15V261H18ZM164 259V260H163ZM167 261H166V260ZM172 259V260H171ZM181 259V260H180ZM240 259V260H239ZM249 259V260H248ZM158 260H160V261H158ZM170 260V261H169ZM179 260V261H178ZM223 260V261H222ZM229 260V261H228ZM247 262H245V261ZM20 261L21 262H23V257H21L20 258ZM162 261V262H161ZM169 261V262H168ZM227 261V262H226ZM243 261V262H242ZM177 262H179V263H177ZM191 262V263H190ZM219 262V263H218ZM240 263V264H241ZM249 263V264H250ZM24 264V263H23ZM251 264H253V263H251Z\"/></svg>", "mask_w": 264, "mask_h": 264}]
</instances>
